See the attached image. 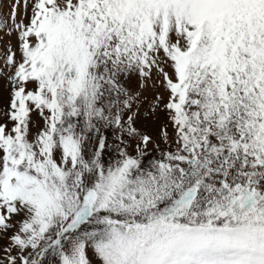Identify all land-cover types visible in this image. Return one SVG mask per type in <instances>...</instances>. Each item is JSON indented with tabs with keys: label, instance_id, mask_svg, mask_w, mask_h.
Here are the masks:
<instances>
[{
	"label": "snow or ice",
	"instance_id": "snow-or-ice-1",
	"mask_svg": "<svg viewBox=\"0 0 264 264\" xmlns=\"http://www.w3.org/2000/svg\"><path fill=\"white\" fill-rule=\"evenodd\" d=\"M0 264H264V0H0Z\"/></svg>",
	"mask_w": 264,
	"mask_h": 264
}]
</instances>
